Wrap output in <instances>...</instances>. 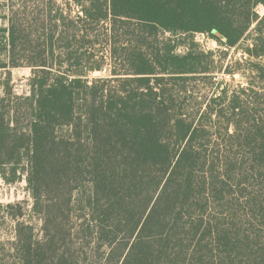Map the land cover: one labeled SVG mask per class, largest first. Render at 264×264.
<instances>
[{
	"label": "trees",
	"instance_id": "obj_1",
	"mask_svg": "<svg viewBox=\"0 0 264 264\" xmlns=\"http://www.w3.org/2000/svg\"><path fill=\"white\" fill-rule=\"evenodd\" d=\"M4 1L0 68L31 71L28 96L4 82L0 177L25 160L32 203H0V264H264L237 226L264 222V0ZM195 33L253 61L217 68ZM219 71L248 77L229 93Z\"/></svg>",
	"mask_w": 264,
	"mask_h": 264
},
{
	"label": "rangeland",
	"instance_id": "obj_2",
	"mask_svg": "<svg viewBox=\"0 0 264 264\" xmlns=\"http://www.w3.org/2000/svg\"><path fill=\"white\" fill-rule=\"evenodd\" d=\"M83 1L84 0H82V2ZM4 2V0H0V27L7 26V20L4 18L5 14L7 13V8L6 6H3V4H5ZM56 4L59 6L61 11L67 12L68 10H70L72 15L77 14L79 10V6L76 5L73 0H57ZM257 11L260 15H262L264 13V6L259 5L257 7ZM193 39L195 42L198 43L201 49L213 51V65L217 68H228L230 70L240 68V70L246 71V67L250 64V61H253L252 59L247 58L248 56L245 55V53L242 51V48H226L223 45L219 44L215 39L211 38L206 34L195 33L193 35ZM0 40L1 45L3 43V38L1 35ZM248 42H250V39L246 38L242 42L243 46L246 45ZM61 43H63V41L56 42L57 45H61ZM4 59V53L0 52V62H3ZM110 69L111 68L109 63L105 62L104 67L101 70L90 72L88 74V78L90 80L92 78L107 77L110 74ZM30 71V68L27 66L0 68V96H3L6 90L4 82L8 72L10 73L9 85L13 94L17 96H28L30 94V89L28 85ZM215 75L216 76L213 77L212 81H215L217 83L222 81V85L218 84V87L221 86V88H223L226 86L229 90V93L231 92V90L237 89L240 84L244 85L246 82L245 77H248V73H245L244 76L240 72H235L231 75L227 74L226 72L224 73L222 71H219ZM216 86L217 85L215 84L211 85L208 80H198L196 83L192 84L194 92L192 94V97H189V100H187L185 104H187L188 107H197L199 105L205 108L207 102L209 101V98L212 95V92L214 90L219 89L218 87L216 88ZM20 120L21 126H25V119L21 118ZM19 166L20 177L18 181L14 183H8L0 177V203L5 204L9 202L24 201L27 210H29L32 203V196L26 180V161H22ZM238 216L239 220H237V226L240 230V233H247V226L250 222H253L255 229H253L252 231L258 233V238L262 237V240L258 241V246L263 244L264 248V222L262 221V219H259V217H251L249 214L248 206H246L244 211L241 212V214ZM34 223L37 227L40 225V222L38 220H34ZM12 236L13 226L8 222L6 223V231H0V239H11ZM7 248L8 246H6V249Z\"/></svg>",
	"mask_w": 264,
	"mask_h": 264
}]
</instances>
